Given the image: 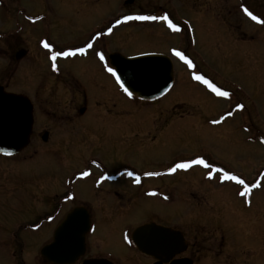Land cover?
Masks as SVG:
<instances>
[{"label":"rangeland","instance_id":"rangeland-1","mask_svg":"<svg viewBox=\"0 0 264 264\" xmlns=\"http://www.w3.org/2000/svg\"><path fill=\"white\" fill-rule=\"evenodd\" d=\"M127 1L0 0V84L11 92L34 95L42 84L57 85V96L42 97L41 93L38 102L49 97L54 106L61 101L66 109L76 105L70 96L74 77L85 85L84 81H91L90 71L102 47L127 56L146 52L170 55L171 47H184L180 36L192 31L189 41L195 45L188 52L199 65L193 69L175 61L173 87L156 101L127 94L121 97L114 85L112 90L108 86V122L89 128L93 136L84 138L81 127L58 122L60 116L49 117L58 122L49 144L43 145L37 134L19 156L0 155V264H41L40 249L62 217L77 205H87L96 218L103 217V211L112 213L107 224L98 220L101 243L92 239L91 244L94 251L120 257L121 264H134L132 256L138 258L133 247L123 242L125 231H134L148 220L170 221L191 236L198 232L212 252L200 264H264V24L244 11L246 7L264 20V0ZM163 9L179 23L190 20L188 31L180 30L174 36L162 21L122 20L136 12L161 16ZM28 13H41L44 19L30 26L25 17ZM109 18L115 22L112 36L97 44L86 58L61 61L62 76L55 77L46 62L52 50L38 47L40 35L50 32L59 48L79 45ZM117 20L122 22L116 24ZM20 46L37 50L18 59L14 53ZM200 69L231 95L218 96L195 80L193 72L200 73ZM62 86L69 92L61 90ZM237 104L244 108L238 109ZM228 112L232 115L226 116ZM221 116H225L223 121L213 123ZM38 117L36 130L47 125L42 112ZM54 140L63 141L59 146H68L72 156L42 158V151L55 145ZM198 157L212 167L194 164L166 175L170 164ZM100 163L110 172L131 165L143 175L154 173L142 177L146 195L133 197L137 188L124 176L126 182L119 185L83 188L88 181L92 185ZM220 168L240 176L246 186L257 181L259 186L241 195L245 186L224 179ZM83 172L88 175H81ZM153 184L160 185L159 189L152 188ZM116 189L121 194L115 199ZM14 232L18 235L13 239ZM218 242L223 243L222 255L216 250Z\"/></svg>","mask_w":264,"mask_h":264},{"label":"flooded vegetation","instance_id":"flooded-vegetation-1","mask_svg":"<svg viewBox=\"0 0 264 264\" xmlns=\"http://www.w3.org/2000/svg\"><path fill=\"white\" fill-rule=\"evenodd\" d=\"M133 2L135 4V0H133ZM133 2H131V3H133ZM126 3H128V2H126ZM162 12H163V14L165 12H167L168 15L170 16V18L174 19L173 14L170 13V11L163 9ZM143 13L145 15H155L154 13L151 14L148 12H136L135 14H133V13H131V14L132 15H144ZM36 16H38V18H34ZM25 17L27 20L30 21V22H28L29 25H30V23L42 21L44 19L43 14H41V13H33V14L28 13V14H26ZM153 21H155V20H153ZM158 21H161V20H158ZM188 21H184V24L179 23L181 26V32L186 30L187 26L191 25L190 24L191 21L190 20H188ZM162 22H163L164 27L167 29V31L170 34H172L174 36H176L175 34H180L179 32H175L172 29L168 28L167 23L165 21H162ZM174 22H177V21L174 19ZM114 24H115V22H113V20H110V18H109L100 28L93 31L90 38L85 40L82 44L67 45L64 48H59V46H55V44L51 40L50 32L49 33L43 32V34H41L39 37V39L40 38H42V39L40 40L41 45L38 47L39 48L40 47L45 48L43 45V41H45V40H47L50 44L55 46V48L53 47L51 49L52 51L67 50L68 48H76V47H86L87 44H89V43L92 44V47L87 48L86 51L83 53H77L75 56H70V57H58L57 60L55 61V63L57 64V68L52 67L53 61L51 60V54H47L48 58H47L46 62L48 61V63H50V69L55 73L54 74V75H56L55 77H61L62 76L61 61H63V60L73 61L76 58L88 57L90 51L95 49L97 44L101 43L102 41H104L108 37L112 36L111 35L112 31L109 32L108 29L109 28L112 29L114 27ZM32 25L33 24H31L30 26H32ZM186 31H188V28ZM191 33H192V31H191ZM191 35L189 33L185 32V33H183L182 36H180V38H182V40L184 41V47L181 46L182 48L181 47H171L170 48V55H168V56L173 58V61L175 60L179 64H182V65L185 64L186 65L185 61L180 60L178 57H176L171 52L172 48H177L178 50L184 51L187 56L189 55V57H192L191 58L192 60L194 59L193 56H191V54H189V52H188V50H190V48L193 45H195V43H191V41H189ZM185 39H186V41H188L187 43H185ZM15 50H17V51H15L14 57L17 58V54L20 50L24 51L23 57H26V55H30L31 52L36 51L37 49L35 47L29 48L27 46L26 47L20 46V48L17 47V49H15ZM101 52L104 54L105 58H104V60H101L99 55H97V56L95 55L96 56L95 57L96 63H94L95 68L92 67L91 70L93 72L90 71V74H91V76H93V78H91V81H89V83L84 81L88 86L85 85L84 83H81L77 79V77L73 76L75 80H74V86H71V88H70V96L76 105H74V104L71 105L72 108H70V106H68V108L66 109L62 105V101L60 103H56L58 107L54 106L50 102L49 97L57 96L56 90L58 91V89H56L57 85H54V84H50V85L49 84H42V85H40V88L38 87L40 90L38 92H36V95L31 94L30 92H29L30 94H24L29 98V100L31 101V103L33 105L34 122H33L32 133L30 136V142L23 152L28 150L31 142L33 141L34 136L37 134H38V136L40 135L41 140L44 142L43 145L49 144V141L51 138V133L53 132L54 126H56L55 124L60 122V121H64L66 124L71 125V126L81 127L83 129V131L81 132L80 135H83L84 138L88 137L89 135L90 136L94 135V132L89 130V128H91L93 126L98 127L100 124L102 126L106 125V123L108 122V118H106L105 114H106L107 108H108L109 90H112V85H114L113 90H115V93L120 95L121 97H123L127 93L122 89V87L116 81L115 76L112 73L108 72V70H107L109 67H113V65L111 63V59H110V55L112 53L108 52L106 47H104V48L102 47L101 49H99L98 54ZM155 53H160V52H155ZM162 53L165 54L164 52H162ZM32 61H35V59H33ZM194 64L196 65V67L199 66L197 64L196 60L194 61ZM199 72H200V74H204V72L201 69L199 70ZM95 76L99 77V79H96L99 82L95 81ZM108 86H110L109 90H108ZM5 89H7L6 86H5ZM62 89L68 91L67 89H69V88L62 86L61 90ZM41 93L43 94L42 97H44V95L49 96L44 100V102L43 101H39V102L37 101L38 95ZM49 93H51V94H49ZM90 94L92 97L89 100ZM81 96H82V98H80ZM52 101H55V100L52 99ZM37 106H38V108H37ZM40 112H42L43 116L46 117L45 122H47L46 123L47 125L43 126L40 130H36L37 119H39L38 115H40ZM57 116H60L58 122H55L54 119H48L49 117L51 118V117H57ZM86 116L89 118L88 122L82 121V118H84ZM50 120L53 122L50 123ZM89 121H90V124H88ZM86 128H87V130H86ZM80 135L78 136V139H80ZM75 137H76V135H75ZM69 141L71 142V140H69ZM54 142H55V145L50 146V147H46L42 151V155H43L42 158H49V156H50L51 159H54V157L55 158L62 157V158L66 159V158H70L72 156L73 152H71V150H69L68 146H65V147L59 146V143H62L63 141L54 140ZM23 152H21L17 155L11 156L10 158H15V157L19 156L20 154H22ZM40 153L41 152H39V154ZM29 157H34V155L31 154V155H29ZM90 163L91 162H89L87 164L88 167H91ZM101 164L102 163H100V168L98 169L100 172L96 175V178L94 179L92 185L90 184V181H88L87 184L82 185L83 188L87 187V188H92V190H93L94 187L95 188L100 187L99 185H101L102 183L103 184L113 183V184L119 185V183H121V181H122V183L126 182L125 179L122 180V177L124 176L125 178L130 180L132 187L137 188L135 190V193L132 194L133 197L140 198L138 195H141V197L142 196L144 197L146 195L145 191H144L145 187L144 188L142 187V186H144L146 180H144L142 177L150 176V175H143L142 173L137 172L136 170H134L133 167H131V165H124V166H121L119 168H116L117 170L115 172H110L104 167V165L101 166ZM174 164H176V162L170 164L171 167H173ZM84 169H86V167H84ZM128 172H133L134 175H132V176L127 175ZM172 174H174V172ZM172 174L168 170L166 171V175L170 176ZM155 175H156V173H155ZM137 177L139 178L138 180H137ZM149 178H153V180H154L155 178H158V177H149ZM147 181H149V180H147ZM157 185L158 184H153L152 188L159 189L160 185H158V186ZM102 189H104V188L102 187ZM108 189H110V188H108ZM114 192L116 195L114 198L116 199V197L121 193L117 189L114 190ZM74 193L76 194V191H74ZM149 193L153 195L154 190L150 191ZM162 198L168 199L166 195H163ZM77 206L87 207V209L90 213V216H91V229L86 235V246H85L86 248H85L84 253L81 256H79L78 259L76 261H74V263H72V264H85L86 261H90V260H100L99 263H97V264H107V263L121 264L120 257L114 255L113 253H105L104 252L105 250L104 251L103 250L102 251H96L95 250L96 251L95 252L93 250V247L91 244L92 239L94 240V242H97L99 244L101 243L102 235L100 233H98V236H97V232H96L98 229V225H97L98 220L101 219V221L104 222V224H107V221H109L113 217L112 213H109L108 211H103L104 216L100 217V218H96L93 215L92 210L87 205H77ZM70 211H68L62 217V219L58 223V226L60 225V223L64 220V218L66 217V215ZM151 222H154L156 224H159V225H162L165 227H170L173 230L179 231L183 236L185 245L182 247L183 249L179 253H176L175 255L171 256L168 253H162L160 255V257H155V256H152L150 254H146V253H144L138 249V247L132 241V231L133 230L131 232L125 231L126 233H125V238H124L123 242L127 246L133 247V249L138 254L137 259H135L132 256V260H133L134 264H191V262H192V264H200V263H202V259L207 256V253H212L211 248L209 249L206 247V241L204 239L200 240L198 232H195L194 233L195 235L191 236V232H186L184 230V228H180L176 224H171L170 221H167V223H166L164 221L148 220V221H144L140 225H143L146 223H151ZM58 226L55 227V229L51 235V239L47 243H45L42 246V248L40 249V253H39L40 259L39 260H41L40 261L41 264H52L49 261H47L44 257H42L41 251L45 246H47L48 244H50L52 242L53 237H54V232ZM12 234H13V236H12L13 239H14V237H16L18 235L17 232H14ZM90 247H91L93 252L90 250ZM216 250L218 251V255H222V253H223V243L222 242H220V243L218 242V246L216 247ZM35 261H36V259L34 260V262ZM23 264H26V262L24 261Z\"/></svg>","mask_w":264,"mask_h":264},{"label":"water","instance_id":"water-1","mask_svg":"<svg viewBox=\"0 0 264 264\" xmlns=\"http://www.w3.org/2000/svg\"><path fill=\"white\" fill-rule=\"evenodd\" d=\"M23 55L24 51H20L17 57ZM110 58L120 80L124 82L123 87H127L133 95L140 98L159 97L173 83V63L165 55L127 57L113 53ZM33 122V105L29 98L6 91L0 84V149L5 150L0 153L13 155L26 148L30 142ZM90 229L91 216L88 209L85 206L75 207L55 230L52 242L42 249V257L52 264L74 263L85 251L86 235ZM132 240L140 251L155 257H160L162 253L175 255L185 245L179 231L154 222L136 228ZM99 261L90 260L85 264H97Z\"/></svg>","mask_w":264,"mask_h":264},{"label":"snow or ice","instance_id":"snow-or-ice-1","mask_svg":"<svg viewBox=\"0 0 264 264\" xmlns=\"http://www.w3.org/2000/svg\"><path fill=\"white\" fill-rule=\"evenodd\" d=\"M244 11L253 19V20H257L260 23L264 24V20H261L259 16L253 15V13L251 11L248 10V8H244ZM161 20V21H165L167 23V27L172 29L175 32H179L181 30V26L179 24V22H174L173 18H170V16L168 15L167 12H165L163 15L161 16H156V15H125L123 16L122 20L123 21H128V20ZM121 20H117L116 24L121 23ZM109 32L112 31L111 28L108 29ZM43 45L45 48L47 49H52L53 45L50 44L47 40L43 41ZM92 44L89 43L86 45V47H76V48H68L67 50H60V51H52L51 52V60L53 61L52 67L53 68H57V64L55 63V61L57 60L58 57H70V56H75L77 53H83L86 51L87 48H91ZM171 52L178 57L180 60L185 61L187 66L190 68L195 69L196 65L194 64L193 60L191 58H189V56H187L185 54L184 51L178 50L177 48H172ZM100 56L101 60H104V54L101 52L98 54ZM108 72L112 73L116 79L118 81H120L121 85L123 86V81L120 80V76L117 74L116 68L114 67H109ZM193 77L195 80L197 81H201L203 82L205 85H207V87L209 89H211V91L213 93H215L218 96L221 97H229L231 95L230 92L223 90L221 87L217 86L211 79L206 78V76L204 74H200L198 72H193ZM124 91L129 95L132 96L133 93L131 91H129V89L127 87L124 88ZM236 107L238 109H242L244 108L243 104H237ZM232 115L231 112L226 113V116H230ZM225 119V116H221L220 120H216L213 121V123H220L221 121H223ZM5 151L4 149H0V152ZM10 154V153H8ZM194 164H202L205 167L211 168L212 165L208 164V162L203 158V157H198L196 159H189V160H184L181 162H178L176 164H174L173 167L169 168L168 171L169 172H175L177 169H187L192 167ZM219 172L223 173V178L227 179V180H234L237 181L240 185L245 186V192L241 193V195H247L248 191L251 190V187H258L259 186V181H257L255 184L251 185V186H246V182L244 179H242L240 176L233 174L230 171H225L223 168L218 169ZM154 173H146V175H153ZM158 174V173H156ZM81 175H88L87 172H83L81 173ZM127 175H134L133 172H128ZM209 176L212 175V172L209 171L208 173ZM139 178L137 177V180Z\"/></svg>","mask_w":264,"mask_h":264}]
</instances>
